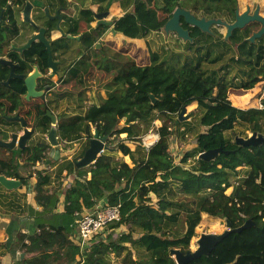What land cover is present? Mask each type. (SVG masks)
Returning <instances> with one entry per match:
<instances>
[{
  "label": "trees",
  "instance_id": "trees-1",
  "mask_svg": "<svg viewBox=\"0 0 264 264\" xmlns=\"http://www.w3.org/2000/svg\"><path fill=\"white\" fill-rule=\"evenodd\" d=\"M36 1L40 2L41 8L44 0ZM111 1L99 0L98 10H106ZM60 2L63 3L62 0ZM24 3L25 0H0V56L15 62L14 70L18 74L27 75L33 66H37L41 75L36 79V88L45 90L55 84L48 75L45 45L34 41L21 53L10 48L22 27L28 25L36 30L20 20ZM177 5L208 17H221L232 16L237 0H161L160 3L157 0H135L131 11L115 20V28L129 37L160 29ZM82 15L88 24L93 20L89 8L83 9ZM35 19L39 25L46 27L49 38L48 33L55 28L56 19L47 18L40 10ZM183 26L190 29V35L195 39L208 36L197 27H189L185 23ZM105 29L100 24L90 26L81 33L80 41L88 53L78 60L77 66L61 82L79 80L78 77L96 65L107 76L120 82L121 87L108 91L102 104L88 105L82 114L62 118L59 127L64 138L77 134L81 136L82 133L90 137L91 125L99 135H106L108 142L115 140V137L110 138L114 134L125 133L126 136L115 140L113 151L107 149L98 155L90 165L89 178H83L87 171L77 170L76 177L65 191L63 213L74 217L83 209L95 207L98 200L106 196L108 204H120V218L108 224L105 235H102L104 231L95 235L82 251L76 244H66L67 254L75 264H117L113 258L119 259V264H176L170 248H179L183 252L189 250L195 227L201 220V214L205 213L228 219L232 227L241 225L248 218L254 224L239 232L228 233L208 255H201L187 264H264V141L257 145H241L229 135L238 123L264 136V108H239L231 104L227 95L229 87L252 88L259 78L253 75L240 85L218 80L214 73H207L203 67V54L170 63L162 60L158 53L151 52L148 64H138L131 56L117 51L106 53L104 47L97 56L92 53L96 51L94 44ZM76 30L77 20H72L68 32L76 34ZM210 35L218 37L221 34L214 31ZM247 35V30L236 29L230 36V42H238L240 46ZM66 39L60 36L50 40L53 58L56 49ZM261 57L259 53V62ZM262 61L258 72L264 74V59ZM9 71V66L0 63V120L17 113L26 91L23 79L14 77L8 84L2 83ZM150 94H153L154 102ZM232 98L234 104L247 100L246 96L232 95ZM192 102L197 103L195 116L199 115L195 125H187L178 131L185 123L178 119V112L182 106ZM262 103L264 106V100ZM38 109L40 117L36 123L46 129L50 125L49 117L44 114L46 105L42 103ZM120 119H124L121 126ZM155 119L161 121L155 129L158 140L145 152L131 150L126 143H140V135L151 126L155 128ZM193 129L194 145L175 163L169 152L172 134L180 132L183 135ZM219 147L221 150L213 159L198 157L200 152ZM46 148L41 143L27 148L31 165L43 158ZM118 149L130 156L132 165L116 158L114 152ZM19 156V152L14 154L13 151L0 153V174L16 178L21 186H27L32 170L21 173L20 168L27 163L20 167ZM243 165L248 168L247 172L236 180V168ZM61 166L58 167V175L62 173ZM65 167L68 174L76 169L74 161ZM35 173L34 199L43 209L52 210L56 199L44 190L50 174ZM235 181L238 183L235 184ZM230 186L231 192L226 193V188ZM152 195L157 198L155 204ZM39 226V231L28 245V251L37 254L24 260L26 264H52L64 253L61 249L68 240L66 236L70 227L50 222ZM61 231L65 235H61ZM55 246H58L57 250L52 249ZM75 255L79 257L76 259Z\"/></svg>",
  "mask_w": 264,
  "mask_h": 264
},
{
  "label": "crops",
  "instance_id": "crops-1",
  "mask_svg": "<svg viewBox=\"0 0 264 264\" xmlns=\"http://www.w3.org/2000/svg\"><path fill=\"white\" fill-rule=\"evenodd\" d=\"M62 1L63 3H61L60 0H44V4H41V8L39 6L40 2L37 3L36 0L31 1L34 4L32 11L34 19L36 14H38V11H42V8L45 6L48 7L51 15H54L58 7H60V14L62 15L60 26L63 28L65 34H70L68 32L70 22L72 20H77L76 34L71 35L78 36V38H70L67 37V35H62L56 30V28L49 31L48 35L50 40H55L60 36H65L67 38L64 44L54 52V60L58 62V73L57 75L52 76L55 84L46 87L44 93L38 97L25 99L24 94L21 97L22 105L19 107L17 114L22 116L28 122L29 128L34 127L35 125L34 132L26 141L25 147L23 149L18 148L16 145L13 149L0 147V153L4 154H9L10 151L19 149L20 156L18 157V161L20 165L27 163L20 168L21 173L26 174L28 171L32 170V175L27 186H21L20 183L16 187L7 188L0 184V264H26L23 262L24 260H29L37 254L28 251V245L31 243L33 236L39 231V225L44 223L48 224L49 222L58 226L64 224L68 229L70 227L69 235L66 236L68 240H66V243L61 249L64 253L52 264H75V261H73V259L67 254L68 251L66 247L68 244L80 245L77 235L76 220L81 214L89 209H83L80 213H76L74 217L64 215V195L66 189L76 177L78 169L88 171L86 177L83 178L90 177V165L82 168H78L75 165L76 169L69 174L66 173L65 165H69L71 161H75L83 155L85 149L88 147L89 137H87L85 133H82L81 136L77 134L64 138L59 127V122L62 118L82 114L88 105L102 104L106 99L108 91L121 87L120 82H116L113 77L107 76L106 72L96 65H93L86 74L78 77L80 78L79 80L76 79L74 82L69 81L67 83L61 82L66 78V75H68L70 70L77 66L78 60L84 54L88 53V49H86L80 41V35L82 32L88 30L90 26L96 27L94 13L102 12L98 10L99 0ZM134 1L135 0H112L106 9L108 10V14L105 19L113 20L115 25V20L118 17L131 11ZM263 1L264 0H237V5L240 6V10L242 11L247 4L254 9L257 3L262 5ZM157 2L160 3L161 0H157ZM87 8L92 10L93 16V20L89 24L85 21L82 15V10ZM261 12L264 14V9H262ZM195 14L201 16V13ZM221 18L231 21V15L221 16ZM20 20H22L21 13ZM105 27L106 29L96 41L99 43V47H95L94 44L96 51L95 53L92 52L93 54L97 56L100 55L102 53L100 49L104 47L106 53L117 51L121 54L131 56L138 64L150 63L151 52L158 53L162 60H167L170 63L178 62L179 60L182 61L185 57L195 58L197 55L203 54L205 58L203 61V67L207 73H214L215 78L218 80H223L233 85H240L241 83L249 81L253 75H256L259 78V81H257L252 88L245 89L229 87L227 95L232 105L239 108H264L263 103L261 108L258 106L260 102L259 90L264 82V74L258 72L260 64L263 63L262 59H264V41L262 38L257 39L255 42H250L246 39L247 35L244 43L238 46V42H230V40L225 41V29L222 27L214 28V31L221 34L218 37L206 33L208 36H198L199 38L197 39L193 37L192 41H184L174 32L165 33L162 30V27L160 29L148 30L145 34L137 37H129L119 31L112 33L109 30V27ZM34 32H36V30H32L28 25L22 27L18 36L14 39L13 43H11L10 48L15 50L12 48V45H23ZM259 53L262 55L260 62L258 59ZM91 56L94 55L91 54ZM48 73H50V69H48ZM240 94H247V100L241 104H234V98H232V95L235 97H244V95L239 96ZM263 100L264 99H262L261 102H263ZM42 103L46 105V109H49L56 117H58V121L55 125L58 136L57 145H51L46 138V132L48 131L49 126L48 128L43 129L36 123V120L40 117V115H38V108ZM190 105H192L190 110H193L194 114L184 120L185 123L181 124L178 131L183 130L187 125L192 127L195 125V119L199 116H195L197 103L192 102ZM157 120L160 124H155L154 120L153 124L156 125L155 128L152 126L149 128L152 129L149 132L150 139H152L155 134L158 135L155 129L161 125V121L159 119ZM120 121H122L119 124L121 126L124 124V119H120ZM202 129H204V127H202ZM93 130L94 127L91 125V132H93ZM13 132H16L17 136L23 132V127L18 120H9L7 118L0 120L1 140H9ZM193 132L194 129L185 132L183 135L180 134V132H178L177 135L172 134L169 148L173 137H176L177 142H185L186 137L194 136ZM141 135L140 139L142 142ZM125 136V133H120V135L114 134L110 138L112 140L115 137L116 141H118ZM116 141H107L110 151L115 149L114 146ZM141 142H127L126 144L131 150H142L145 152L147 149L144 147L143 143L141 144ZM39 143L47 146L46 151L41 160H37L34 165H31L30 153H28L27 148ZM114 155L116 158H122L129 165H132L130 156L123 154L119 149L115 150ZM172 157L175 163H178V160L176 161V159H180L181 155L178 157L172 155ZM62 163L64 164L63 166H61ZM59 166L62 168L61 175L57 174ZM247 169L248 168L244 165L237 167L236 176L243 177L247 172ZM37 171L50 174L49 182L44 186V190L47 194L52 193L53 199H56V204L52 210H49L48 208L43 209V206L34 199L33 188L37 181L35 173ZM152 198L153 203L155 204L157 198L154 195H152ZM44 226L48 228V225ZM61 235H65V233L61 231ZM57 248L58 246L52 247L53 250H57ZM79 248L80 251L83 250V248ZM75 256L76 259L79 257V255Z\"/></svg>",
  "mask_w": 264,
  "mask_h": 264
},
{
  "label": "water",
  "instance_id": "water-1",
  "mask_svg": "<svg viewBox=\"0 0 264 264\" xmlns=\"http://www.w3.org/2000/svg\"><path fill=\"white\" fill-rule=\"evenodd\" d=\"M33 8L34 4L30 0H25V3L21 9V19L30 24L33 28L36 29L34 32L21 46H14L12 48L18 52H23L27 49L34 41H40L45 45V48L48 52V69H50V73L48 75L50 77L57 75L58 73V62L54 60L53 53L50 48V39L46 35V27L43 25H39L37 21L33 18ZM262 9H264V1L261 4L257 3L255 8L252 9L249 4L245 6L244 10H240V6L237 5L234 9V12L231 16V21H228L225 18L221 17H206L205 15L197 16L194 12L190 9L182 7V6H175L171 11L170 16L165 21L164 25L162 26V30L165 33L174 32L179 38L183 39L184 41L189 40L192 41L193 37L190 35L189 28L183 26V23L187 24L189 27H197L202 33H214V28L222 27L225 29V40H230V36L234 30H247L248 36L246 39L250 42H255L257 39H263L264 41V14H262ZM42 11L45 12V16L47 18L56 19L55 28L60 32L62 35H67V37H76L71 34H65L63 28L60 26V22L62 20V15L60 14V7L56 10L54 15L49 13V9L47 6L42 8ZM108 14V10L102 12H95L94 17L96 19L97 25H104L109 27V30L112 33L118 32L116 30L113 20L105 19ZM2 20V12H0V22ZM95 47H99V43H95ZM0 63L9 66L10 71L7 79L2 81L3 84H8L11 78H20L23 79V82L26 87V91L24 94L25 99H29L31 97H38L44 93L45 90H38L36 88V79L41 75V72L38 70L37 66L33 67V70L25 74H18L15 72L14 68L17 65L15 62L10 60L7 57L0 56ZM152 102L155 101L153 94H150ZM44 114L49 117L50 125L49 129L46 132V138L51 145L58 144V136H57V128L56 123L58 121V117H56L49 109H45ZM194 114L193 110L186 111V106H182L180 111L178 112V119L185 120L191 117ZM9 120H18L23 127L22 134L17 136L16 132L11 134L9 140H1L0 139V147L13 149L16 145L18 148L23 149L26 145V141L31 137L32 133L34 132V127L29 128L28 122L19 114L15 113L10 116H6ZM37 121V120H36ZM234 140L237 144L241 145H257L264 141V136L261 133L252 131V133L246 137L236 135ZM109 149L107 145V137L106 135H99V132L96 128H94L91 137H89V144L88 147L85 149L83 155L74 161V164L78 168L85 167L87 165H91L98 155L104 151ZM221 148H212L206 151L200 152L198 154L199 158L203 159H213L218 151ZM0 184L7 188L16 187L20 184V181L15 178H8L4 175L0 174ZM107 203V197L103 196L100 200H98L96 207L97 209H101L104 204ZM254 222L251 219H246L241 225L232 227L231 223L228 219H225V228L220 233L215 232H208V233H201L200 236L196 239V247L194 249H189L185 252L181 251L179 248H170L169 252L171 256L174 258L176 264H187L188 262L192 261L193 259L201 256V255H208L215 246L222 241V239L230 232H239L244 228H247L253 225Z\"/></svg>",
  "mask_w": 264,
  "mask_h": 264
},
{
  "label": "built area",
  "instance_id": "built-area-1",
  "mask_svg": "<svg viewBox=\"0 0 264 264\" xmlns=\"http://www.w3.org/2000/svg\"><path fill=\"white\" fill-rule=\"evenodd\" d=\"M259 99L260 102L258 106L261 108V100L264 99V82L262 83L259 90ZM158 138L159 136L155 134V136L150 139V135L148 133L146 137H142V143L146 149H149V147L152 146L158 140ZM238 178L241 177L237 176L236 180H238ZM237 183L238 182L235 181V184ZM119 206L120 204L110 205L106 203L101 209H97L95 206L78 217L76 220V226L80 244L79 246L81 248H84L95 235L102 233L107 228L109 223L119 220Z\"/></svg>",
  "mask_w": 264,
  "mask_h": 264
},
{
  "label": "rangeland",
  "instance_id": "rangeland-1",
  "mask_svg": "<svg viewBox=\"0 0 264 264\" xmlns=\"http://www.w3.org/2000/svg\"><path fill=\"white\" fill-rule=\"evenodd\" d=\"M242 95L248 97L247 94H240L239 96H242ZM190 108H192V105H190V104L187 105L186 111L188 112L190 110ZM121 122L122 121H120L119 124ZM155 124H160V122L157 119H155ZM155 124H154V126H156ZM151 130L152 129H149L147 132L144 131V133H142L141 137H146ZM251 133H252V131L247 129V125L238 124V123L235 124L234 128L229 131V135L232 137H235L236 135L246 137V136L250 135ZM194 143H195L194 136L186 137L185 142H183V141L177 142L176 137H173L169 150L173 156L178 157L179 155H182L185 152V150H189L194 145ZM18 152H19V149H15V151H13L14 154H18ZM176 161L179 162V159H176ZM20 167H21V165H20ZM231 190H232V187L230 186V187L226 188L225 192L230 193ZM135 228L137 229L138 227L135 226ZM224 228H225V219L224 218L212 217V216H209L208 214L202 213L201 214V220L198 223V225L195 227V235L190 240L189 249H194L196 247V239L200 236L201 233H208V232L220 233L224 230ZM106 233H107V231H104L102 235H105ZM112 256H114V253H112ZM113 260L115 261V263L119 264V259L113 258Z\"/></svg>",
  "mask_w": 264,
  "mask_h": 264
},
{
  "label": "bare ground",
  "instance_id": "bare-ground-1",
  "mask_svg": "<svg viewBox=\"0 0 264 264\" xmlns=\"http://www.w3.org/2000/svg\"><path fill=\"white\" fill-rule=\"evenodd\" d=\"M231 187H232V186H231ZM79 247H80V246H79ZM84 248H85V247H84ZM84 248H83V249H84Z\"/></svg>",
  "mask_w": 264,
  "mask_h": 264
},
{
  "label": "flooded vegetation",
  "instance_id": "flooded-vegetation-1",
  "mask_svg": "<svg viewBox=\"0 0 264 264\" xmlns=\"http://www.w3.org/2000/svg\"><path fill=\"white\" fill-rule=\"evenodd\" d=\"M190 30V29H189Z\"/></svg>",
  "mask_w": 264,
  "mask_h": 264
}]
</instances>
